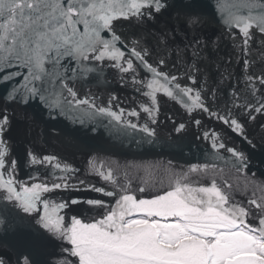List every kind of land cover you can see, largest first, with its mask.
<instances>
[{
	"label": "snow or ice",
	"instance_id": "obj_1",
	"mask_svg": "<svg viewBox=\"0 0 264 264\" xmlns=\"http://www.w3.org/2000/svg\"><path fill=\"white\" fill-rule=\"evenodd\" d=\"M174 2L0 0V86H6L0 108V227L20 233L21 249L14 262L0 255V264H264V180L255 173L249 178L248 154L229 147L215 130L201 133L210 141L209 162L144 167L148 179L135 188L128 171L97 157L89 159L88 170L112 190L80 179V170L60 156L35 150L27 152L35 174L18 176L8 137L16 118L10 104H35L51 120L64 116L82 125L107 118L105 127L122 134L138 131L154 144L160 101L167 98L187 117L174 122L176 133L190 124L203 128L206 117L252 143L248 123L264 116V0H216L214 11L242 65L236 84L227 89L220 86L223 74L209 83L212 77L205 79L201 68L215 43L203 38L204 14L177 12L165 19ZM121 22L132 30L118 31ZM181 33L187 40L182 49L174 43ZM254 49L261 51L258 59ZM113 71L144 98L139 110L121 107L115 95L106 103H97L100 98L90 92L81 95L85 83ZM142 113V124L128 118ZM21 118L34 115L25 112ZM215 161L236 175L230 179ZM81 190L102 193L114 203L61 196ZM81 204L97 214L67 216Z\"/></svg>",
	"mask_w": 264,
	"mask_h": 264
},
{
	"label": "water",
	"instance_id": "obj_2",
	"mask_svg": "<svg viewBox=\"0 0 264 264\" xmlns=\"http://www.w3.org/2000/svg\"><path fill=\"white\" fill-rule=\"evenodd\" d=\"M216 0H175L174 6L165 14V19H170L177 12L193 11L203 13L205 24L202 31L203 38L214 41L213 48L205 56L201 68L206 73L205 79L211 76L209 83L220 81L221 74L225 77L221 87L227 89L229 83L236 84V77L242 72V65L238 63L237 50L232 47V41L227 36V31L219 15L214 11ZM159 25L149 24L148 28L158 29ZM120 32L132 30L124 22L117 25ZM228 31H231L229 29ZM255 31V30H254ZM154 42V41H153ZM175 45L183 48L187 43L183 33L177 35L174 41ZM261 54L259 49H254L253 59H258ZM231 57L228 64L225 61ZM232 72L233 77L228 79V73ZM5 87L0 86V108L4 107L3 96ZM80 88V85H77ZM92 93L100 99L97 103L107 102L111 95L118 97V103L121 107L127 109L138 108V104L146 102L142 96L135 93L131 86L125 87L116 72L106 74V79L100 81H90L83 85L81 95ZM161 111L159 122L154 125L157 131V141L154 144L144 142L141 137L144 135L138 131L128 130L127 134L115 131L111 126L105 127L107 118H98L95 123L86 121L83 125L73 123L64 116H57L51 120L46 115V110L33 105L21 107L15 104L9 105V110L15 109L16 118L13 120L12 127L8 133L11 145V155L18 160V176L26 179L29 174H35L34 169L37 166H30L27 163V152L31 150L43 154H56L73 167L80 170L79 178L85 179L88 183L97 187H105L106 190H112L110 185H105L98 176L90 174L88 170V161L91 157H97L99 161L110 162L113 167H119L121 173L128 171L133 178V187L142 186L141 181L148 179L144 167L152 166L154 169H162L167 166L168 161L175 165L187 166L192 163L209 162L207 153L211 152L210 141H205L201 133L205 130L220 133L227 141L228 146H235L248 154L250 165L248 169L249 178L255 173L257 180H264V129L260 127L264 124V116H258L256 121H250L247 126V136L251 140L249 144L242 137L233 133L227 126L215 119L203 118V128H197L195 125H189L183 133L174 131V122H187L183 109L176 103L163 98L160 101ZM33 114L31 120L22 119L23 113ZM134 123H144L146 116L128 117ZM95 128L96 131L91 129ZM227 155V154H225ZM220 167L224 168L225 173L229 174L231 179L236 174L230 170L221 161H215ZM43 171V169H41ZM152 179H159V172H155ZM243 179V178H241ZM75 183V181H73ZM159 185H157V188ZM157 188H153L155 192ZM63 198L79 197L82 199L98 198L108 203H114V200L105 197L102 193L91 191H68L61 193ZM240 198L239 196L237 197ZM87 205L81 204L73 206V209L67 213L71 216L76 213L86 214L88 216L96 215V212L86 211ZM20 233H5L0 227V255L15 257L21 250L18 241ZM59 243V242H58ZM65 246L66 243H65ZM59 251L58 248L55 249Z\"/></svg>",
	"mask_w": 264,
	"mask_h": 264
}]
</instances>
